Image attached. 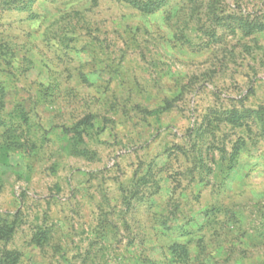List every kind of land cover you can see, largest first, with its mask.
Wrapping results in <instances>:
<instances>
[{
  "label": "rangeland",
  "instance_id": "1",
  "mask_svg": "<svg viewBox=\"0 0 264 264\" xmlns=\"http://www.w3.org/2000/svg\"><path fill=\"white\" fill-rule=\"evenodd\" d=\"M147 1L0 0V264H264V0Z\"/></svg>",
  "mask_w": 264,
  "mask_h": 264
},
{
  "label": "trees",
  "instance_id": "2",
  "mask_svg": "<svg viewBox=\"0 0 264 264\" xmlns=\"http://www.w3.org/2000/svg\"><path fill=\"white\" fill-rule=\"evenodd\" d=\"M143 10L144 11H148V12H152L153 11V8H152V0H149L147 1L144 6H143ZM245 26V30L247 32H251L253 30V28H255L257 26L256 23H252V22H249L244 25Z\"/></svg>",
  "mask_w": 264,
  "mask_h": 264
}]
</instances>
